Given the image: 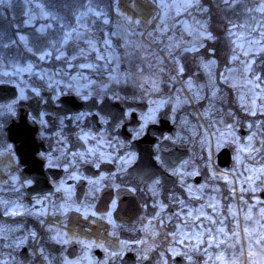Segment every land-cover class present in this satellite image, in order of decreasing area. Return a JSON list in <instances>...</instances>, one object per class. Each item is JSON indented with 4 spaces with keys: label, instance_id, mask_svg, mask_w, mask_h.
<instances>
[{
    "label": "flooded vegetation",
    "instance_id": "1",
    "mask_svg": "<svg viewBox=\"0 0 264 264\" xmlns=\"http://www.w3.org/2000/svg\"><path fill=\"white\" fill-rule=\"evenodd\" d=\"M211 37L180 56L181 80L146 88L0 81V264H240L233 206L250 194L229 132L246 138L262 117L221 78L208 87L198 65ZM96 219L117 240L81 231Z\"/></svg>",
    "mask_w": 264,
    "mask_h": 264
},
{
    "label": "rangeland",
    "instance_id": "2",
    "mask_svg": "<svg viewBox=\"0 0 264 264\" xmlns=\"http://www.w3.org/2000/svg\"><path fill=\"white\" fill-rule=\"evenodd\" d=\"M246 1V19L232 26L229 33L233 45L231 66L220 73L219 78L231 87L237 102L244 105L248 113H261L262 117L254 125L247 124L250 135L246 138L241 139L243 136L235 128V132H229L228 140L236 148V162L246 167V194H250L247 202L241 200L239 204L236 199L233 206L234 245L241 248L240 264L246 263V257V264H264V199L258 195L264 191V82L254 70L257 57L264 53V0H228V4L233 6ZM7 2L9 0H0V4ZM23 2L26 26L35 27L41 34L47 33L53 26L52 14L42 0ZM121 2L124 0L118 1L119 7L124 9ZM149 3L153 16L142 20L131 18L129 15L133 13L129 11H124L129 15L115 12V17H111L88 3L77 16L76 25L65 32L72 33V38L68 41L63 38L56 50V61L62 62L60 67L52 65L54 53L50 51L41 54L43 59L39 62L8 64L0 61V81L25 85L35 77L56 78L62 79L57 81L59 87L85 93L101 79H110V82L132 79L140 89L146 88L151 78L181 80L180 56L187 49L199 51L203 45L200 41L210 38L207 9L201 6L200 0H151ZM82 13L86 14L82 16ZM21 37L22 43L27 44L28 38ZM198 67L205 73L208 87H212L215 79H219L215 62L204 60ZM212 90L215 94L214 87ZM202 96L200 91L199 98ZM208 111L211 114V107ZM222 144L225 141H220L219 147ZM226 175L233 184L231 190L243 198L241 180L234 178V172L228 171Z\"/></svg>",
    "mask_w": 264,
    "mask_h": 264
},
{
    "label": "trees",
    "instance_id": "3",
    "mask_svg": "<svg viewBox=\"0 0 264 264\" xmlns=\"http://www.w3.org/2000/svg\"><path fill=\"white\" fill-rule=\"evenodd\" d=\"M52 14L53 26L45 34L35 27L26 26V7L23 0H9L0 4V61L5 63L39 62L40 55L53 52L52 65L57 68L62 62L56 61V50L65 32L76 25L77 16L91 3L101 12L115 17L116 0H42ZM207 9L208 30L211 39L206 44L205 57L216 64L217 77L230 66V53L233 45L229 39L230 29L242 23L247 17L248 1L230 6L224 0H200ZM250 3V2H249ZM21 36L28 38L22 43ZM192 65V62L188 61ZM255 72L264 82V53L257 57Z\"/></svg>",
    "mask_w": 264,
    "mask_h": 264
},
{
    "label": "bare ground",
    "instance_id": "4",
    "mask_svg": "<svg viewBox=\"0 0 264 264\" xmlns=\"http://www.w3.org/2000/svg\"><path fill=\"white\" fill-rule=\"evenodd\" d=\"M130 2H125L124 5L129 9L131 13H134L135 15L138 13L140 16H143L145 19H148L152 14V4L148 3H139L138 5L134 4L131 0ZM73 223L75 225V228H79L81 220L77 218V216L73 217ZM92 224L97 228L98 223L92 222ZM88 227L87 224L83 225V229L80 228L79 231H83L84 229ZM89 228V227H88ZM92 230V229H91ZM90 231V229H89Z\"/></svg>",
    "mask_w": 264,
    "mask_h": 264
},
{
    "label": "built area",
    "instance_id": "5",
    "mask_svg": "<svg viewBox=\"0 0 264 264\" xmlns=\"http://www.w3.org/2000/svg\"><path fill=\"white\" fill-rule=\"evenodd\" d=\"M132 1H134L136 3H141L142 2V0H132ZM143 1L146 2V0H143ZM125 2H129V0H124V2H121L123 7H125V5H124ZM144 2H142V3H144ZM100 227L101 228H100V233L99 234L101 236H105L107 238V236H108V228H107V226L105 224H101Z\"/></svg>",
    "mask_w": 264,
    "mask_h": 264
},
{
    "label": "snow or ice",
    "instance_id": "6",
    "mask_svg": "<svg viewBox=\"0 0 264 264\" xmlns=\"http://www.w3.org/2000/svg\"><path fill=\"white\" fill-rule=\"evenodd\" d=\"M225 3L226 4H228V0H225ZM192 5H189V7H191ZM230 6H232V5H230ZM89 11H91V8L89 7ZM86 13H82L81 15L83 16V15H85ZM79 19V18H78ZM72 38V33H65V37H64V39H65V41H68L69 39H71ZM21 39H23V37H21ZM89 43H91V42H89ZM41 59H43V57H41ZM205 67H207V66H205ZM38 94V93H37ZM9 108H11V106L9 105ZM7 146L5 145V148H6ZM3 153H0V155H2ZM148 173H146V175H147ZM150 178H154V177H152V176H150ZM156 183H159V181H156Z\"/></svg>",
    "mask_w": 264,
    "mask_h": 264
},
{
    "label": "water",
    "instance_id": "7",
    "mask_svg": "<svg viewBox=\"0 0 264 264\" xmlns=\"http://www.w3.org/2000/svg\"><path fill=\"white\" fill-rule=\"evenodd\" d=\"M1 87V86H0ZM262 197L264 198V193L262 194Z\"/></svg>",
    "mask_w": 264,
    "mask_h": 264
}]
</instances>
